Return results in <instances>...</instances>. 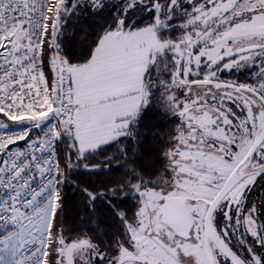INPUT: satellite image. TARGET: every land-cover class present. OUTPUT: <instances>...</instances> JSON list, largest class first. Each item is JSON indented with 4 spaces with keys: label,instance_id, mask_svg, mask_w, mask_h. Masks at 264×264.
Returning a JSON list of instances; mask_svg holds the SVG:
<instances>
[{
    "label": "snow or ice",
    "instance_id": "snow-or-ice-1",
    "mask_svg": "<svg viewBox=\"0 0 264 264\" xmlns=\"http://www.w3.org/2000/svg\"><path fill=\"white\" fill-rule=\"evenodd\" d=\"M0 264H264V0H0Z\"/></svg>",
    "mask_w": 264,
    "mask_h": 264
},
{
    "label": "trees",
    "instance_id": "trees-1",
    "mask_svg": "<svg viewBox=\"0 0 264 264\" xmlns=\"http://www.w3.org/2000/svg\"><path fill=\"white\" fill-rule=\"evenodd\" d=\"M98 28L93 27H86V28H75L73 29L71 26L68 30V36L71 37V39L68 40V43L70 46H72L73 50L76 52L86 50L94 35L95 32L98 31ZM167 127H171V125H167ZM166 129H160V131L163 133ZM83 179L85 181L87 180H97V179H103L98 177H88L84 176ZM66 194L68 197V205H67V211H66V218L69 220V223H72L75 221L76 213L79 211L77 205L79 203L77 199V194L74 193L70 188L66 190Z\"/></svg>",
    "mask_w": 264,
    "mask_h": 264
},
{
    "label": "flooded vegetation",
    "instance_id": "flooded-vegetation-1",
    "mask_svg": "<svg viewBox=\"0 0 264 264\" xmlns=\"http://www.w3.org/2000/svg\"><path fill=\"white\" fill-rule=\"evenodd\" d=\"M225 79H229V78H238V79H245V77H232L231 74H225L224 76Z\"/></svg>",
    "mask_w": 264,
    "mask_h": 264
}]
</instances>
